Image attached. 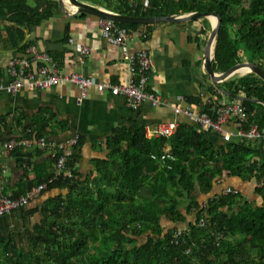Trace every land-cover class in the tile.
Segmentation results:
<instances>
[{
    "label": "trees",
    "instance_id": "1",
    "mask_svg": "<svg viewBox=\"0 0 264 264\" xmlns=\"http://www.w3.org/2000/svg\"><path fill=\"white\" fill-rule=\"evenodd\" d=\"M79 1L129 17L215 13L221 19L215 70L225 73L248 57L250 63L264 69V0H148L147 5L140 0ZM34 4L37 6L29 0H0V19L30 30L52 18L60 7L54 0H34ZM195 21L200 29L188 41L206 47L203 38L211 35L212 25L207 18ZM116 25L134 34L144 31L141 38L144 34L149 37L148 31L156 26ZM69 35L70 24L62 42L68 41ZM30 47L28 43L23 49ZM210 83L198 95L185 99V104L215 116L223 100H240L247 111L246 120L228 128L258 126L264 130L261 78L252 73L235 76L221 84L220 90ZM43 113L47 115V111ZM48 122L38 118L35 128L24 127L18 137L48 138ZM83 144L80 136L70 163L75 178L50 184L47 192H61L29 209L27 215L38 214L39 219L22 235L23 240L12 233L1 240L0 264H264L261 140L225 142L185 117L175 134L161 138L137 119H128L126 126L106 139L107 159L96 162L99 180L79 176L76 164ZM165 150L175 157L174 162L162 164L152 159L153 154ZM48 160L53 171L36 172L33 180L24 178L13 197L52 178L55 161L50 156ZM230 178L257 180L256 193L263 204L251 203L235 191L211 195L217 184ZM202 197H207L203 203ZM190 217L195 220L188 222ZM164 222L186 228L167 230ZM144 235L146 242L138 245L137 239Z\"/></svg>",
    "mask_w": 264,
    "mask_h": 264
},
{
    "label": "crops",
    "instance_id": "2",
    "mask_svg": "<svg viewBox=\"0 0 264 264\" xmlns=\"http://www.w3.org/2000/svg\"><path fill=\"white\" fill-rule=\"evenodd\" d=\"M140 1L148 4V0ZM29 3L35 5L34 0ZM68 24L69 40L62 42ZM199 29L200 23L195 20L156 23L148 31V43L141 38L144 31L133 33L134 40L129 42L128 50L148 51L152 63L148 90L161 97L160 106L153 107L146 102L140 110L134 111L123 98L95 89L89 90L87 99L80 101V91L72 84L45 91L23 90L17 95L0 94V142L18 137L26 126L35 128L38 118L39 121L47 119L46 132L51 140L65 141L75 135L83 138L76 169L83 180L87 176L99 180L96 162L107 159L106 139L115 129L126 126L128 119H137L153 133L159 123L175 118L173 106L178 97H194L203 91V86H209L203 68L205 47L199 48L196 43L188 41V37L194 38ZM204 40L202 45L208 44ZM28 43L31 47L24 51L23 46ZM84 46L90 48V54L81 61L80 49ZM35 50L39 54L47 52L57 56L58 62L51 57L63 74L81 73L96 82L117 85H126L130 79V67L122 59V49L106 43L95 16H69L59 7L52 18L30 30L0 19V81L8 78L7 67L13 60L24 57L34 60ZM48 157L47 152L18 150L9 158H1L0 195H12L24 178L33 180L36 172L53 171ZM230 179L234 180L229 184L226 181L217 184L211 195L232 188L245 200L263 204V198L256 193L257 180ZM60 192L48 191L26 208L4 216L0 220V242L11 233L19 240L39 219L38 214L28 216L29 209L39 207Z\"/></svg>",
    "mask_w": 264,
    "mask_h": 264
},
{
    "label": "built area",
    "instance_id": "3",
    "mask_svg": "<svg viewBox=\"0 0 264 264\" xmlns=\"http://www.w3.org/2000/svg\"><path fill=\"white\" fill-rule=\"evenodd\" d=\"M100 33L107 44L122 49V59L129 64L130 79L126 85H117L110 82H96L93 78L81 73L63 74L54 59L47 52L39 54L34 51V60L28 57L15 59L7 67V79L0 81V94L17 95L23 90L45 91L53 87L72 84L80 91V101L88 97L89 90L95 89L98 92H108L115 97H121L126 104L134 111L139 110L144 103L148 102L153 107L162 104L159 95L148 90V85L152 74V63L146 49L136 52L128 50L129 42L134 40V34L125 28H120L111 20L105 18L98 19ZM145 43L147 35L144 34ZM90 54L89 47L80 49V60ZM183 97L177 98V104L173 106L175 118L170 121L159 123L154 130L156 137L168 138L176 133L180 120L185 117L201 127L204 131L221 137L225 142L232 140L254 141L264 140V130L258 126H253L249 130L232 129L228 126L246 120V108L240 100H223L217 107L215 116L203 113L198 106L185 104ZM235 126V125H234ZM80 136L75 135L65 141H53L48 138H26L14 137L0 142V159L9 158L15 151L21 150H42L55 161L54 175L46 183L39 184L27 190L23 195L13 197L12 195H0V220L15 211L22 210L47 192L48 186L59 179L75 178L74 168L71 160L75 155L79 145ZM153 160L166 164L168 161L174 162L175 157L167 150L161 154H153ZM171 169L170 165H167ZM264 186V183L262 184ZM235 190L227 188L224 193H234ZM236 192V191H235ZM205 222H202L204 225ZM180 233L175 235V238Z\"/></svg>",
    "mask_w": 264,
    "mask_h": 264
},
{
    "label": "water",
    "instance_id": "4",
    "mask_svg": "<svg viewBox=\"0 0 264 264\" xmlns=\"http://www.w3.org/2000/svg\"><path fill=\"white\" fill-rule=\"evenodd\" d=\"M58 3L66 15L69 16H78L80 14H88L91 16H95L97 18H105L113 21L114 23H123V24H143L150 25L156 23H164V22H172V23H182L193 20H198L200 18H207L212 24V33L210 40L206 46L204 51V73L207 76V80L210 81L217 89L220 90L221 84L229 81L233 77H235L241 68L248 67L250 72L247 74H255L259 78L264 81V69L253 63H241L227 72H217L214 68L215 56H216V48L217 41L219 37V28L221 24L220 16L215 13H199L192 12L183 15H169L164 17H129L120 15L114 12H111L103 7H98L86 2H82L79 0H70L71 7H67L65 5L64 0H58ZM210 17L216 18V25H214L210 19ZM214 45V56L211 59L209 56V50L211 46ZM245 74V75H247ZM244 76V75H242ZM259 103L258 101H255ZM261 144L264 145V140H261Z\"/></svg>",
    "mask_w": 264,
    "mask_h": 264
},
{
    "label": "rangeland",
    "instance_id": "5",
    "mask_svg": "<svg viewBox=\"0 0 264 264\" xmlns=\"http://www.w3.org/2000/svg\"><path fill=\"white\" fill-rule=\"evenodd\" d=\"M98 7H100V6H98ZM211 23V22H210ZM212 25V24H211ZM210 37H211V35L209 36V37H207V38H205V40L208 42V40H210ZM204 40V41H205ZM205 49H206V47L203 49V51H205ZM249 57L247 58V59H244V63H250V61H249ZM240 76H242V75H236V77H240ZM234 179H227L226 180V182L229 184V183H231L232 181H233ZM207 199H206V197L204 198V197H202L201 198V202L203 203L204 201H206ZM195 220V217H190V219H189V221L188 222H193ZM164 227L168 230V229H173L174 227H182V228H186V225H184V226H181V225H174V224H169V223H167V222H164ZM19 240H23L22 239V236H20L19 237ZM146 240H147V236L146 235H144V236H142V237H140V238H138L137 239V241H138V245H141V244H143V243H145L146 242Z\"/></svg>",
    "mask_w": 264,
    "mask_h": 264
},
{
    "label": "bare ground",
    "instance_id": "6",
    "mask_svg": "<svg viewBox=\"0 0 264 264\" xmlns=\"http://www.w3.org/2000/svg\"><path fill=\"white\" fill-rule=\"evenodd\" d=\"M65 1V5L67 6V7H71V3H70V0H64ZM210 19H211V21H212V23L214 24V25H216V18L215 17H210ZM209 56H210V58L212 59L213 58V56H214V45H212L211 46V48H210V50H209ZM250 72V69L248 68V67H244V68H241L240 69V71L238 72V74L237 75H245V74H247V73H249Z\"/></svg>",
    "mask_w": 264,
    "mask_h": 264
}]
</instances>
